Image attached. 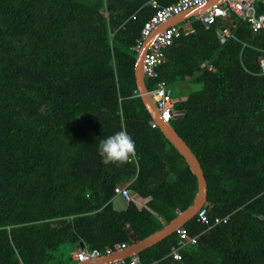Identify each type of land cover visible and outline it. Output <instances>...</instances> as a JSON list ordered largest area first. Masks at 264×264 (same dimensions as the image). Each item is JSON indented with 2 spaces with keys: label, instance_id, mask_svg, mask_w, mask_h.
<instances>
[{
  "label": "trees",
  "instance_id": "1",
  "mask_svg": "<svg viewBox=\"0 0 264 264\" xmlns=\"http://www.w3.org/2000/svg\"><path fill=\"white\" fill-rule=\"evenodd\" d=\"M151 1L0 0V264H76L66 245L117 251L194 203L197 177L152 127L136 84L133 48L155 13ZM194 26L167 49L159 77L200 87L184 91L170 124L204 170L209 223L194 217L183 226L197 242L180 259L171 255L176 231L138 256L142 264H264V30L232 12ZM223 28L233 34L224 44ZM206 61L215 71L201 69ZM121 129L136 154L105 164L99 141ZM121 185L150 200L115 209Z\"/></svg>",
  "mask_w": 264,
  "mask_h": 264
},
{
  "label": "built area",
  "instance_id": "2",
  "mask_svg": "<svg viewBox=\"0 0 264 264\" xmlns=\"http://www.w3.org/2000/svg\"><path fill=\"white\" fill-rule=\"evenodd\" d=\"M212 0H179L173 5L161 6L157 1H153L152 5L155 13L144 24L142 29L141 38L137 40L136 46L133 48L138 53L141 51L143 44L148 40L162 25H165L173 17L183 14L193 8L206 5ZM264 0H222L220 3L212 5V7L205 13L198 16V20L205 24L207 27L215 24L219 18L226 17L229 12L235 13L239 18L247 22L253 31L264 30V14H259L257 11V4L263 3ZM195 32L190 24L181 26H170L164 32L159 34L151 43L149 50L145 54V77L150 80H157L155 88L150 92L155 100V104L161 119L170 123L177 115L178 112L174 110L175 101L172 97L171 85L160 79L159 69L166 62V49L173 43L174 39L182 36L189 35ZM233 34L229 28H224L219 34L220 42L224 44L229 37ZM201 69H208L215 71L214 65L207 61L201 65ZM261 73L264 74V59L261 61ZM153 127H158L154 122ZM115 194L127 201H133V196L127 186H118L115 188ZM199 222L208 224V211L203 206L196 215ZM226 222L227 218L221 220L218 218L217 222ZM179 235L177 244L171 248V255L175 259L181 258V251L187 244H195L197 239L190 237L187 230L180 227L176 230ZM129 247L127 244H122L118 250L126 249ZM117 250V251H118ZM115 251L107 249L106 252H101L98 249H90L87 246L84 249H79L75 258L79 263H90L102 256L110 255ZM130 261L121 260L110 264H142L140 259L136 256L130 257ZM153 264H160L156 261Z\"/></svg>",
  "mask_w": 264,
  "mask_h": 264
},
{
  "label": "water",
  "instance_id": "3",
  "mask_svg": "<svg viewBox=\"0 0 264 264\" xmlns=\"http://www.w3.org/2000/svg\"><path fill=\"white\" fill-rule=\"evenodd\" d=\"M217 2H219V0H212L208 5L206 4L207 6L202 5L197 8H193V10L191 9L192 16L205 12L210 4L213 5ZM152 40L153 39L147 40L146 45L143 46L136 60L135 79L138 92L145 107L152 116V119L158 124V127L161 129L165 137L169 139V141L174 145L179 153L185 158L190 170L197 177L198 192L194 199V203L187 210L180 212L178 216L168 225H165L163 229L149 235L148 237L127 247L126 249L118 250L110 255L102 256L101 258L91 263L79 264H110L139 255L149 247H152L153 245L171 236L180 227H183L188 221L196 217L198 211L208 202V184L199 159L192 152L191 148L185 142V140L172 127V125L170 123L164 122L161 119L155 104V100L146 87L144 59ZM79 246L81 247V249H84L86 247L84 242H81Z\"/></svg>",
  "mask_w": 264,
  "mask_h": 264
},
{
  "label": "crops",
  "instance_id": "4",
  "mask_svg": "<svg viewBox=\"0 0 264 264\" xmlns=\"http://www.w3.org/2000/svg\"><path fill=\"white\" fill-rule=\"evenodd\" d=\"M153 1H157L158 2V0H152L149 4H150V6L153 8V5H152V2ZM222 0H219V2H217V3H220ZM211 2V1H210ZM159 3V2H158ZM217 3H215V4H217ZM264 3V2H263ZM160 4V3H159ZM175 4V3H174ZM209 3H207V5H208ZM161 5V4H160ZM171 5H173V4H171ZM206 5V6H207ZM214 5V4H213ZM162 6H164V5H162ZM212 7V5L210 4L208 7H207V9L205 10V12H207L210 8ZM154 9V8H153ZM193 10V9H192ZM205 12H203V13H205ZM203 13H201V14H203ZM201 14H197V15H195V16H192V11L191 10H189V11H186V12H184L183 14H180V15H177V16H175V17H173L172 19H170L169 20V22L168 23H166L165 25H162L149 39L151 40V39H155L159 34H161L162 32H164L168 27H170V26H181V27H183V26H185V25H191L193 28H195V26H194V23L195 22H198L199 20H198V16H200ZM200 22V21H199ZM224 29V28H223ZM195 31H196V28H195ZM159 32V33H158ZM141 35H142V33H141ZM190 35V34H189ZM183 36H186V35H183ZM153 40H152V42H153ZM151 42V43H152ZM146 43H147V40L144 42V44H143V46H145L146 45ZM172 45V44H171ZM170 45V46H171ZM169 46V47H170ZM168 47V48H169ZM143 48V47H142ZM150 48V47H149ZM167 48V49H168ZM167 49H166V51H167ZM149 50V49H148ZM147 50V51H148ZM139 54V53H138ZM166 61H167V58H166ZM207 62V61H206ZM166 63V62H165ZM145 80H146V83H147V80L148 79H146V77H145ZM171 85V90H172V93H173V88H175L174 89V92H176L177 91V97H173V99H174V101L176 102V101H178V100H182V101H184V100H186V96H185V94H184V91H186V88L188 87V85H185V84H182V83H179V84H177V86H173L172 84H170ZM155 121L153 120V123H154ZM152 123V124H153ZM153 127V126H152ZM123 186H126V185H123ZM127 188H129L128 186H127ZM131 191V190H130ZM131 193H132V196H133V202H135L136 204H137V206L139 207V208H142V207H144L145 205H146V203L150 200L149 198H142V197H140L139 195H137L136 193H134L133 191H131ZM113 205L114 204H116V206L117 207H115V205H114V208L115 209H118V210H124V209H126L127 207H128V205H129V203L130 202H132V201H127L125 198H122V197H120V196H117L116 194H115V198L113 199ZM124 204V205H123ZM81 243V242H80ZM80 243L78 244V245H76L77 246V250L76 251H71V250H68L69 252H70V254L72 255V257L73 258H75V256H76V253L79 251V249L81 248L79 245H80ZM136 257H138L139 258V256L138 255H136ZM76 259V258H75ZM127 259H129V258H127ZM127 259H124V260H127ZM78 261V260H77ZM118 262V261H117ZM91 263V262H90ZM76 264H79V262H76Z\"/></svg>",
  "mask_w": 264,
  "mask_h": 264
},
{
  "label": "clouds",
  "instance_id": "5",
  "mask_svg": "<svg viewBox=\"0 0 264 264\" xmlns=\"http://www.w3.org/2000/svg\"><path fill=\"white\" fill-rule=\"evenodd\" d=\"M97 151L105 164L124 163L136 154V142L126 129H121L101 139Z\"/></svg>",
  "mask_w": 264,
  "mask_h": 264
},
{
  "label": "rangeland",
  "instance_id": "6",
  "mask_svg": "<svg viewBox=\"0 0 264 264\" xmlns=\"http://www.w3.org/2000/svg\"><path fill=\"white\" fill-rule=\"evenodd\" d=\"M196 86H192V87H190V86H188L187 88H186V91H189V89H193V90H199L200 89V87H196ZM115 205V207H117L116 206V204H114ZM124 205V204H123ZM66 250H71V251H76L77 250V246L76 245H72V244H68V245H66L65 247H64Z\"/></svg>",
  "mask_w": 264,
  "mask_h": 264
},
{
  "label": "bare ground",
  "instance_id": "7",
  "mask_svg": "<svg viewBox=\"0 0 264 264\" xmlns=\"http://www.w3.org/2000/svg\"><path fill=\"white\" fill-rule=\"evenodd\" d=\"M159 33V32H158Z\"/></svg>",
  "mask_w": 264,
  "mask_h": 264
}]
</instances>
